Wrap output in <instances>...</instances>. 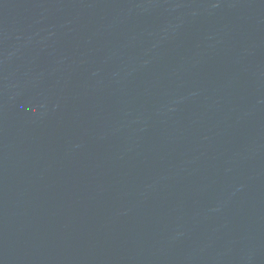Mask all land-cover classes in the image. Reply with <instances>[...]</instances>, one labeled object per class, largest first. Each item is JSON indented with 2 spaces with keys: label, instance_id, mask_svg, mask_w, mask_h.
<instances>
[{
  "label": "water",
  "instance_id": "obj_1",
  "mask_svg": "<svg viewBox=\"0 0 264 264\" xmlns=\"http://www.w3.org/2000/svg\"><path fill=\"white\" fill-rule=\"evenodd\" d=\"M0 264H264V0H0Z\"/></svg>",
  "mask_w": 264,
  "mask_h": 264
}]
</instances>
